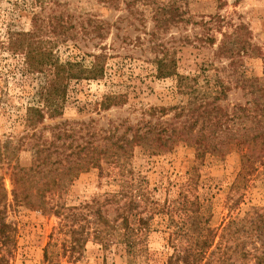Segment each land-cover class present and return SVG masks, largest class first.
<instances>
[{
	"label": "rangeland",
	"instance_id": "obj_1",
	"mask_svg": "<svg viewBox=\"0 0 264 264\" xmlns=\"http://www.w3.org/2000/svg\"><path fill=\"white\" fill-rule=\"evenodd\" d=\"M33 14L39 35L59 60L78 59L88 65L91 54L101 51L106 58L103 77L71 80L62 114L45 116L31 128L28 118L37 106L34 92L42 77L23 73L22 55L6 45L10 35L33 28ZM97 21L103 36L94 31ZM221 39L235 50L219 52ZM163 54L174 58L176 75L155 76V57ZM177 75L192 79L193 90L178 87ZM245 78L264 86V0H0V186L6 193L4 219L12 226L15 242L9 264H43L44 252L48 259L70 264L61 217L12 199L19 185L15 166L31 163V142L36 139L31 133L50 139L54 125L74 128L75 143L96 144L100 151L94 154L102 161L48 195L50 202L77 206L96 198L101 211L113 218L116 203L111 194L123 179L133 180L131 191L142 199L138 213L152 216L148 252L141 257L128 262L120 242L104 248L89 234L75 264H165L170 252L164 247L167 232L179 218L173 204L184 196L199 202V208L188 203L191 218L211 226L234 220L233 234L243 238L240 222L264 206V158L237 178L243 147L216 159L198 157L193 147L183 144L155 154L136 146L119 165L110 160V142L129 125L148 120L153 106L167 109L159 120L178 122L183 117L173 116V107L187 102V91L197 98L203 92L210 99L218 96L215 101L225 109L229 124L240 129L246 119L235 108L253 97ZM106 93L120 95L121 102L99 108Z\"/></svg>",
	"mask_w": 264,
	"mask_h": 264
},
{
	"label": "trees",
	"instance_id": "obj_2",
	"mask_svg": "<svg viewBox=\"0 0 264 264\" xmlns=\"http://www.w3.org/2000/svg\"><path fill=\"white\" fill-rule=\"evenodd\" d=\"M163 9L164 6H161L155 12L160 13ZM32 17L33 28L10 35L6 45L11 53L22 55L23 73L40 74L42 77L34 92L37 106H32L33 117L28 118L31 128L45 116L53 118L62 114L71 80L103 77L106 58V54L101 51L91 54L92 60L88 65L78 59L59 60L52 46L39 35L40 26L34 14ZM93 25L94 31H97L96 35L103 36L104 32L101 34L99 30L100 27L103 29V26L98 21ZM224 36L223 34V38ZM217 50L232 53L235 48L226 47L221 39ZM154 62L155 76L176 75L173 57L163 54L155 57ZM177 76L178 87L193 90L192 83L189 82L192 79ZM245 80L251 87L253 97L244 106L238 105L235 108L239 109L242 117L246 119L240 129L231 127L225 109L215 101L218 96L210 99L203 92L197 98L192 91H187V102L173 107V116H182L181 120L166 123L159 118L167 109L150 107L147 111L148 120L135 126L129 125L110 142L114 146L110 160L120 165L127 160L136 146L155 154L183 144L193 147L198 157L216 159L235 147H243L237 178L244 177L248 170L253 168V162L264 158V86L259 85L255 78ZM119 97L120 95L114 93H106L98 102V107L106 109L117 104L121 102ZM154 117L159 118L152 121ZM127 130L130 131L129 137ZM75 132L72 127L54 125L50 139L41 138V132L38 135L31 133V136H36L35 141L31 142V163L27 167L15 166L19 185L12 190V199L29 208L39 209L43 213L51 212L61 217L60 225L68 237L64 252H67L70 264H75L81 244L89 234L104 248L112 241L120 242L123 256L128 262H132L144 252H148L146 238L152 225L151 212L148 216L138 213L137 207L142 199L136 191H131L129 184L133 180L123 179L119 190L111 194L110 198L116 203L113 218H108L101 211L96 198L77 206L52 203L48 199V195L60 191L80 172L91 167H100L102 160L94 154L100 151H96L97 145L88 141L75 143ZM107 137L114 138L112 135ZM5 202L6 193L0 186V264H9V257L15 246L12 226L4 219ZM188 203L191 207L195 205L199 208L198 201L194 203L186 196L178 203L180 208L177 202L173 204L179 218L173 221L170 232H167L164 247L170 249V252L165 257V264H264V206L259 207L247 222H240V227L245 231V236L240 238L233 234L234 220L211 226L207 221L197 217L191 218L186 211L191 209ZM43 264L60 263L48 259L44 252Z\"/></svg>",
	"mask_w": 264,
	"mask_h": 264
}]
</instances>
